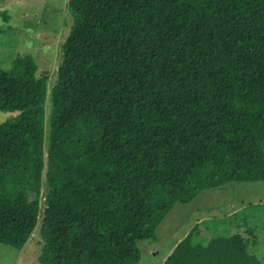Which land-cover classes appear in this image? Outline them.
I'll list each match as a JSON object with an SVG mask.
<instances>
[{
	"label": "trees",
	"instance_id": "trees-1",
	"mask_svg": "<svg viewBox=\"0 0 264 264\" xmlns=\"http://www.w3.org/2000/svg\"><path fill=\"white\" fill-rule=\"evenodd\" d=\"M68 10L50 94L31 56L0 68V110L18 113L0 124V243L23 249L42 218L43 264H140L139 243L176 204L264 181V0H70ZM44 184L41 216L30 195ZM165 264L264 259L236 234L185 239Z\"/></svg>",
	"mask_w": 264,
	"mask_h": 264
},
{
	"label": "rangeland",
	"instance_id": "rangeland-1",
	"mask_svg": "<svg viewBox=\"0 0 264 264\" xmlns=\"http://www.w3.org/2000/svg\"><path fill=\"white\" fill-rule=\"evenodd\" d=\"M70 0H0V68L9 71L19 57L31 56L37 75L48 79L49 94L56 81L73 18ZM52 102L46 103L47 122ZM17 112L0 110V124L11 122ZM48 138V134H47ZM47 187L38 200L44 212ZM39 224L21 250L0 243V264H43V242ZM242 235L249 252L264 259V181L234 182L202 192L193 202L176 204L157 229L156 237L139 243L140 264H165L177 245L191 239L194 245L208 246L219 238Z\"/></svg>",
	"mask_w": 264,
	"mask_h": 264
}]
</instances>
